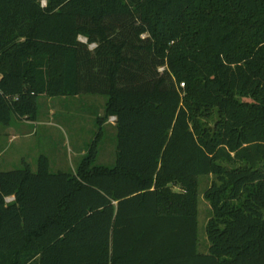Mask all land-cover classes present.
<instances>
[{
  "label": "trees",
  "instance_id": "16d2710c",
  "mask_svg": "<svg viewBox=\"0 0 264 264\" xmlns=\"http://www.w3.org/2000/svg\"><path fill=\"white\" fill-rule=\"evenodd\" d=\"M81 95L107 101L76 171H0V264H264V0H0V124Z\"/></svg>",
  "mask_w": 264,
  "mask_h": 264
},
{
  "label": "rangeland",
  "instance_id": "374dc122",
  "mask_svg": "<svg viewBox=\"0 0 264 264\" xmlns=\"http://www.w3.org/2000/svg\"><path fill=\"white\" fill-rule=\"evenodd\" d=\"M106 101L101 95L40 97L38 121L14 115L10 126L0 124V171L22 169L27 162L36 172L42 155L48 157L51 172L76 171L99 132L97 121L104 116ZM113 123L109 119L104 126L96 165L116 164L117 132ZM213 181V176L201 177L199 187V252L204 254L209 252L206 227L212 214L204 193Z\"/></svg>",
  "mask_w": 264,
  "mask_h": 264
},
{
  "label": "built area",
  "instance_id": "2783aa9c",
  "mask_svg": "<svg viewBox=\"0 0 264 264\" xmlns=\"http://www.w3.org/2000/svg\"><path fill=\"white\" fill-rule=\"evenodd\" d=\"M110 119H111L112 122H115L116 121V118L115 117H111Z\"/></svg>",
  "mask_w": 264,
  "mask_h": 264
},
{
  "label": "crops",
  "instance_id": "0c3cea01",
  "mask_svg": "<svg viewBox=\"0 0 264 264\" xmlns=\"http://www.w3.org/2000/svg\"><path fill=\"white\" fill-rule=\"evenodd\" d=\"M114 124V127H115V122L113 123ZM105 166V165H104Z\"/></svg>",
  "mask_w": 264,
  "mask_h": 264
}]
</instances>
